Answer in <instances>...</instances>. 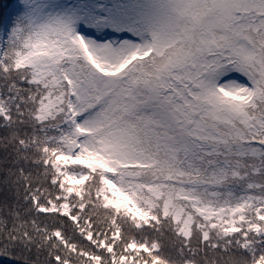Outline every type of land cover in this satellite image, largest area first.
Wrapping results in <instances>:
<instances>
[{
  "label": "snow or ice",
  "instance_id": "1",
  "mask_svg": "<svg viewBox=\"0 0 264 264\" xmlns=\"http://www.w3.org/2000/svg\"><path fill=\"white\" fill-rule=\"evenodd\" d=\"M0 264H264V0H0Z\"/></svg>",
  "mask_w": 264,
  "mask_h": 264
}]
</instances>
